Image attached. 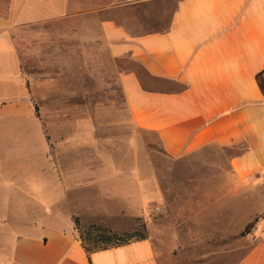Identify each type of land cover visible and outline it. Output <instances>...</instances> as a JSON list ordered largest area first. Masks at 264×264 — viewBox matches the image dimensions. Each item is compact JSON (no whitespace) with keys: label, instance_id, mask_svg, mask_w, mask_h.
Listing matches in <instances>:
<instances>
[{"label":"crops","instance_id":"1","mask_svg":"<svg viewBox=\"0 0 264 264\" xmlns=\"http://www.w3.org/2000/svg\"><path fill=\"white\" fill-rule=\"evenodd\" d=\"M259 73L264 0H0V163H30L28 178L2 171V188L25 203L0 214V264H167L148 235L85 250L77 218L117 230L113 219L164 200L151 163L102 162L86 104L114 81L131 126L155 134L167 157L233 150L230 178L248 191L264 188ZM39 103L64 105L56 133ZM253 216L248 249L231 264H264V206Z\"/></svg>","mask_w":264,"mask_h":264},{"label":"rangeland","instance_id":"2","mask_svg":"<svg viewBox=\"0 0 264 264\" xmlns=\"http://www.w3.org/2000/svg\"><path fill=\"white\" fill-rule=\"evenodd\" d=\"M134 70L143 79V73L136 65ZM109 75L111 77V73ZM37 108L45 125L53 120L50 130L53 132L54 129L56 133L62 127L64 105L39 103ZM86 114L95 115L97 127L101 130L102 162L151 163L164 200L160 205L151 204L147 215L113 219V224H118L117 230L97 223L80 222L85 219L77 218L78 234L82 239L92 246L107 247L135 238L133 236L148 235L165 252L167 264H231L229 261L237 259L248 249L249 235L253 233L258 218L253 212L264 206V188L260 186L246 191L244 185L231 180L228 159L233 150L210 147L176 159L167 157L155 134L131 126L123 96L114 81L111 87H103L99 104H86ZM53 138L56 142L54 135ZM37 145L41 151L40 138ZM24 147L28 149V145L22 142L21 148L17 149L22 151ZM29 164L0 163V178L4 167L7 171H14L15 176L28 178ZM44 164L38 163V168ZM134 170L145 172V166ZM37 180L38 195L45 198L43 202L49 203L46 199L51 193L49 186L52 189L49 178L47 181L39 169ZM5 182L0 183V214L4 210L18 213L25 201L16 199L19 192L8 185L3 186L5 192H2ZM243 222L245 225L241 227ZM238 224L240 228H237Z\"/></svg>","mask_w":264,"mask_h":264},{"label":"trees","instance_id":"3","mask_svg":"<svg viewBox=\"0 0 264 264\" xmlns=\"http://www.w3.org/2000/svg\"><path fill=\"white\" fill-rule=\"evenodd\" d=\"M256 80H257V83L259 85V88L260 90L262 91V93H264V77H262V74H257L256 76ZM133 237H137V236H133ZM142 237V236H139V238ZM130 240L127 239L126 241ZM82 243H83V246L85 248V250L88 252V253H91V252H94V251H97V250H101V249H105L107 247H104V246H97V245H94L92 246L90 242H88L87 240H85L84 238L82 239ZM96 244V243H95ZM112 246V245H111Z\"/></svg>","mask_w":264,"mask_h":264}]
</instances>
